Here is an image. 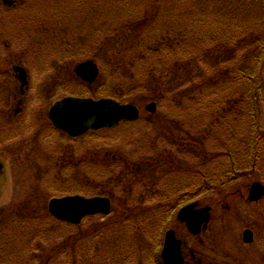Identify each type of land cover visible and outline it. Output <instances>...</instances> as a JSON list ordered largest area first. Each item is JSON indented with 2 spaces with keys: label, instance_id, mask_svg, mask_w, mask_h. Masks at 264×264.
<instances>
[{
  "label": "rangeland",
  "instance_id": "1",
  "mask_svg": "<svg viewBox=\"0 0 264 264\" xmlns=\"http://www.w3.org/2000/svg\"><path fill=\"white\" fill-rule=\"evenodd\" d=\"M5 1L16 2L17 9L0 5V66L18 62L54 66V100L69 93L119 96L132 91L137 96L132 103L140 107L141 115L135 123L87 136L88 165H70L67 179L61 174L56 180L43 181L32 174L34 180L26 182L23 165L4 160L7 165H3L5 173L0 179V245L9 246L8 254H13L11 259L17 264H40L42 259L44 264H70L73 236L85 231V243L101 264H151L153 256L158 257L157 242L167 222V211L178 210L184 196L189 200L195 192L205 190L208 178L228 166L229 153L238 163L245 161L247 117L235 105L244 102V85L216 80L213 70L223 68V64L212 66L207 45L193 42L205 37L224 45L207 32L218 27L228 35L229 24L231 29L238 25L245 49L239 53L248 56L254 51L246 43L252 39L254 42L264 25L259 30H248L252 17L241 14L230 22V16L224 17L216 8L218 0H0L1 4ZM237 1L239 6L232 8L233 13H264V9H258L260 0L257 6L252 4L251 8H256L253 12L247 11L244 0ZM178 19L180 22H176ZM258 19H263L262 14ZM161 36L184 42L192 49L187 55L196 58L194 64L185 58L171 73L156 76L149 71L144 74L142 65L125 63V56L135 54L147 41H162ZM215 48L227 55L224 47ZM85 59H94L100 68L101 75L92 85L82 83L74 72L76 64ZM152 95L160 99L154 113L144 110L150 102L145 98ZM262 109L264 125V105ZM96 143L110 152L108 158L97 150ZM258 163L264 166V142ZM262 178L264 185V175ZM50 182H55V188H50ZM85 184L87 193L82 189ZM232 189L239 190V196L217 202L207 192L197 198L200 207H212L209 229L203 231L197 246L200 258L207 264L230 255L228 264H264L252 258L256 256L250 249L256 243L246 247L242 242L245 223L234 205L246 189L237 184ZM81 191L87 196L93 192L108 195L112 201L110 214L90 217L80 228L61 226L54 233L53 222H46L48 199ZM229 204L233 208L227 210ZM167 225L176 229L179 239L189 241L188 248L195 247L176 217ZM263 234V230L258 232L259 241ZM67 239L68 247L63 245ZM127 259L130 263L124 261Z\"/></svg>",
  "mask_w": 264,
  "mask_h": 264
},
{
  "label": "flooded vegetation",
  "instance_id": "2",
  "mask_svg": "<svg viewBox=\"0 0 264 264\" xmlns=\"http://www.w3.org/2000/svg\"><path fill=\"white\" fill-rule=\"evenodd\" d=\"M7 4L12 5L8 7L10 10L17 9L14 8V5L17 6L16 2L5 1L2 4L0 2V5L8 6ZM14 60L12 59V62ZM21 63L22 64L19 62L18 64H11L10 67L0 66V152L2 155L1 159H3V161L0 159V165H7L4 161L6 159L17 161L15 164L23 165V167H21L22 174L26 182L29 181V179L34 180L35 178L37 180L42 178L43 181L45 179H52L51 181H53L61 174L67 179L68 172L71 173L70 165H88L86 149L88 138L98 135L101 131L114 128L89 130L78 136H72L65 130L58 128L50 117L51 107L57 101L53 99L55 96L56 84V81L53 80L55 74H57L56 68L50 65L31 66L23 62ZM20 68H24L26 73L21 74ZM65 90L69 92L70 87L66 86ZM69 95H71V93H69ZM123 123L135 122L123 121L118 126ZM96 147L100 153L105 154L106 158L109 157L110 152L108 150L104 151L103 144L99 145L96 143ZM112 156L113 158L116 157L115 154ZM10 161L9 164L15 165ZM136 165L141 164L137 163ZM254 166L258 167V165ZM263 167V165H260V169L256 168L253 171L244 172L243 179L234 183L231 178V170H225V184L217 189H212L209 193L219 202L222 198L227 200L230 196H239V190L233 191L232 189V185L236 183L237 185H242L246 189L240 197V200H238L234 206L238 208V213L242 215V220L245 223L242 239L245 231L250 230L253 240L251 242L242 240V242H244L246 247H252L256 243L255 247L250 249L251 255L254 254L256 256L252 258L264 263V236L261 241H259L257 237L258 232L264 231V208L262 207L264 195L256 200H251L250 198V191L253 183L257 181L262 182V179L258 177L262 173L264 175ZM4 173V167L2 166L0 169V179ZM16 174H18V171ZM32 174L34 179L32 178ZM10 175L12 176V173ZM121 183L126 184L124 181H121ZM54 185L55 182H50V188H53ZM82 189L87 193V184L82 186ZM62 195L64 194L60 196ZM53 197L56 196L54 195L52 198ZM198 197L197 191L190 199L195 201L198 200ZM214 198L212 197V199ZM197 208L199 209L200 205H198ZM232 208L231 204H229L227 210ZM166 232L165 225L160 235L163 240L161 244L157 242V245L160 244L158 248V261L154 263L152 259L151 264H165L162 258V251L165 246ZM190 238L192 241L191 243L195 245L194 248H188L189 241L187 242L182 239V255L186 264H205L203 258H200V253L197 249L198 243L202 242L201 235L190 236L188 240ZM227 256L228 258L225 256L219 259V261L209 260L207 264H228L231 257L230 255ZM201 257L204 256L201 255ZM232 261H236V259Z\"/></svg>",
  "mask_w": 264,
  "mask_h": 264
},
{
  "label": "trees",
  "instance_id": "3",
  "mask_svg": "<svg viewBox=\"0 0 264 264\" xmlns=\"http://www.w3.org/2000/svg\"><path fill=\"white\" fill-rule=\"evenodd\" d=\"M218 1L220 2L221 5L216 4V8L219 9V11L222 13V15H224V17L230 16V20H229L230 22H232L231 19L236 18L237 16L241 14V16H247L248 18L252 17V21L248 22V24H250L249 26H247L248 30L253 29L255 27H257V29L259 30L264 25V13H260L254 16L253 15L249 16L247 14H242L239 12L233 13L234 10H232V8H234V6H239V3L237 0H218ZM235 1L238 4L232 3ZM256 2L257 0H244V2L242 3H247V5H244V6L249 8L247 9L248 12L249 11L253 12L256 8H251V7H252V4L253 3L256 4ZM258 4L260 6L258 7V9L262 12V10L264 9V0L258 1ZM261 14H262L263 19L259 20L258 18L260 17ZM256 19H258V21H255ZM127 20H125V23L127 22ZM129 22L130 20L128 21V23ZM176 22H180L179 19ZM251 24H254V25L251 26ZM219 29L220 28L218 27L216 28L211 27V30L207 32V35L211 38L222 40L225 43L224 45L214 43L210 38H205V37L194 41L193 45L206 44L207 47L205 50L208 53H210L207 56L210 58V61L212 62L211 65L216 66L217 64H223L224 66L223 68L218 67V68H214L213 70L214 75L212 74V76L216 80L218 81L225 80L226 82H230V83H240V82L243 83L244 92L242 93L241 96L245 103L242 100H240V102L235 105L241 108L243 114H245L247 117L246 118V122L248 126L247 148L245 151V161L242 160L243 162L241 163H238L235 160L233 153H229L228 156L230 157H229L228 166L226 167V165H224L222 173H219L218 175L215 174L212 177H209L207 188L205 190L199 191L198 195L212 191V189H217L221 187L223 184H225V170H231V178L234 183V182H239L240 179L241 180L243 179L244 172H250V171L255 170L256 168L260 169L259 166L255 167L254 165L259 164L258 162L261 159L262 143L264 142V125L261 122V116L263 113L262 106L264 105V96H263L264 31L258 35V37L255 39L254 42L252 39L251 42L246 43L247 46L251 45L252 46L251 50L254 51V53H252L251 55L249 54L247 56V55H242V53H239V52H244L245 50L243 47V41H242L243 33L241 34L242 29L240 26L238 27L237 25L235 28L234 26H232V29H231V25L229 24V28H227L228 35L226 34V31L224 30L219 31ZM215 30L217 33H215ZM223 32L225 34H223ZM161 38H162V41L154 40L151 43L147 41L146 46L141 45L139 47V50H137L135 54H129L125 56L124 58V60L126 59L125 63L129 62V64L131 65H142V68H143L142 72L144 74L147 71H149L151 74H155L156 76L161 75L164 72L171 73L170 70L173 71L175 67L178 68L177 64L181 63L179 62V60H184L185 58L192 59L191 64H194V59L196 60V58L194 57L192 58L189 55H187V54H190L192 49L186 48L184 42L181 41L180 43L177 40H171L170 39L171 37L166 38V37L161 36ZM215 47H220V48L224 47L226 49L227 55L220 54L219 50H217ZM171 61L175 62L173 66H171L172 65ZM187 71L188 70L186 69L184 70V72H187ZM221 75L223 79L221 78ZM103 96L104 95H97L95 97H103ZM109 96L115 97L122 102H128V101L136 102L137 100V96L133 95L132 91L126 94H123V95H119V96L118 95H109ZM146 99H148L147 101H156V102L160 100L155 95H152L151 97H146L145 100ZM262 176H263V173L260 174L258 178L263 180ZM89 195H106V194L97 192V193H92ZM188 196H191V195H188ZM186 198H187V195L184 196V200H179L177 207L190 201V199L188 200ZM45 213L47 215L46 222H53L52 229L54 230V233H57V231H59L60 228L64 226H66V229L69 227L70 228H80L81 224L80 225H70V224L58 221L57 219L52 217L47 210L45 211ZM175 213H176V210L167 211L166 225L168 222H171L174 217H176ZM96 216H102V215H96ZM91 217H94V216H91ZM102 217H105V216H102ZM37 223H39L38 220H36V224ZM167 228H169L168 225L166 229ZM85 234L87 233H85L84 231L82 233H79L73 236V241H72L70 255H69L70 264H101L96 258V256L92 255L91 247L86 245L85 236H83ZM162 240L163 239L161 238L160 240H158V242H160L161 244ZM69 242L70 240L67 239L66 243H63V245L65 246L66 244V246L68 247ZM28 249L29 247H27V250ZM9 250L10 248L8 245L7 246L3 244L0 245V264H17L16 263L17 261L11 259V255L13 254L11 253L10 255L8 254ZM24 250H26V248ZM46 252L49 253V251H46ZM43 255H46V253H43ZM43 261H45V259H42V263L40 264H44ZM124 261L129 262V259L124 260ZM157 261H158V257L154 255L153 262L156 263ZM120 264H123V263H120Z\"/></svg>",
  "mask_w": 264,
  "mask_h": 264
},
{
  "label": "water",
  "instance_id": "4",
  "mask_svg": "<svg viewBox=\"0 0 264 264\" xmlns=\"http://www.w3.org/2000/svg\"><path fill=\"white\" fill-rule=\"evenodd\" d=\"M20 73L26 70L20 68ZM75 72L83 80L94 82L99 74V67L93 60L80 62ZM145 109L155 112L157 104L151 102ZM140 116L139 108L133 103H120L114 98L94 99L91 97H65L57 101L50 110V117L54 124L72 136H78L90 129L111 128L123 120H136ZM2 165H0V169ZM251 200L264 195V186L260 182L253 183L250 191ZM198 202L184 206L178 213V219L186 224L192 234H198L206 229L210 221V206L197 208ZM49 211L56 218L71 224H80L82 220L95 214H109L111 201L108 197L82 195H68L53 198L49 202ZM252 232L245 231L244 241L251 242ZM182 241L176 237L175 230L167 231L162 258L165 264H184L181 251Z\"/></svg>",
  "mask_w": 264,
  "mask_h": 264
},
{
  "label": "bare ground",
  "instance_id": "5",
  "mask_svg": "<svg viewBox=\"0 0 264 264\" xmlns=\"http://www.w3.org/2000/svg\"><path fill=\"white\" fill-rule=\"evenodd\" d=\"M96 216V215H95Z\"/></svg>",
  "mask_w": 264,
  "mask_h": 264
}]
</instances>
